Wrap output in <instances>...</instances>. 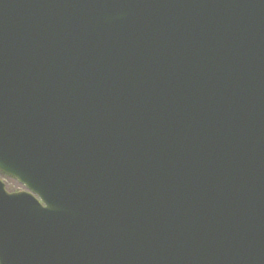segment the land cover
<instances>
[{"label": "water", "instance_id": "obj_1", "mask_svg": "<svg viewBox=\"0 0 264 264\" xmlns=\"http://www.w3.org/2000/svg\"><path fill=\"white\" fill-rule=\"evenodd\" d=\"M0 264H264V0H0Z\"/></svg>", "mask_w": 264, "mask_h": 264}, {"label": "rangeland", "instance_id": "obj_2", "mask_svg": "<svg viewBox=\"0 0 264 264\" xmlns=\"http://www.w3.org/2000/svg\"><path fill=\"white\" fill-rule=\"evenodd\" d=\"M0 180L4 183V187L8 192L25 191V187L18 183L14 178L0 173Z\"/></svg>", "mask_w": 264, "mask_h": 264}]
</instances>
